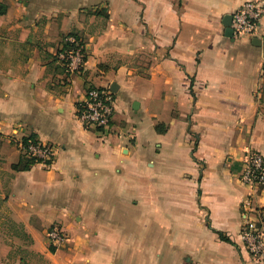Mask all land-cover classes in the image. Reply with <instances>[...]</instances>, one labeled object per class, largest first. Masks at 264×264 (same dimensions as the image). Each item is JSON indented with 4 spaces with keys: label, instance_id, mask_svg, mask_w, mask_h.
Wrapping results in <instances>:
<instances>
[{
    "label": "crops",
    "instance_id": "0c3cea01",
    "mask_svg": "<svg viewBox=\"0 0 264 264\" xmlns=\"http://www.w3.org/2000/svg\"><path fill=\"white\" fill-rule=\"evenodd\" d=\"M244 1L0 0V264H254L238 175L264 154V15L255 37L223 25ZM89 86L113 93L107 130L77 117ZM29 135L53 161L13 170Z\"/></svg>",
    "mask_w": 264,
    "mask_h": 264
},
{
    "label": "built area",
    "instance_id": "2783aa9c",
    "mask_svg": "<svg viewBox=\"0 0 264 264\" xmlns=\"http://www.w3.org/2000/svg\"><path fill=\"white\" fill-rule=\"evenodd\" d=\"M264 15V0H247L241 3L231 14L232 37H255ZM86 48L83 39L76 34L65 37L63 45L55 54V59L67 72L80 70L85 61ZM114 112L113 93L107 88L89 86L85 100L77 105V117L85 127L107 130ZM19 149L35 162L49 166L56 148L37 138L19 143ZM239 181L250 189L240 203V211L245 222L240 230V239L254 264L264 262V210L255 206L254 196L264 192V154L253 148H247L242 155V169ZM50 246H57L67 240L62 228L52 224L45 230Z\"/></svg>",
    "mask_w": 264,
    "mask_h": 264
},
{
    "label": "trees",
    "instance_id": "16d2710c",
    "mask_svg": "<svg viewBox=\"0 0 264 264\" xmlns=\"http://www.w3.org/2000/svg\"><path fill=\"white\" fill-rule=\"evenodd\" d=\"M0 12H1V9H0ZM62 69H65V68L62 66ZM34 138H36L34 135H29V136L23 137L21 139V141L23 144H26L28 142V140H34ZM34 162H35V160L33 158H29L24 153H22L19 160L17 161V163L12 165V168H13V170L27 169L29 167V165L34 163ZM220 235L222 238H224L222 236V234H220Z\"/></svg>",
    "mask_w": 264,
    "mask_h": 264
},
{
    "label": "water",
    "instance_id": "95a60500",
    "mask_svg": "<svg viewBox=\"0 0 264 264\" xmlns=\"http://www.w3.org/2000/svg\"><path fill=\"white\" fill-rule=\"evenodd\" d=\"M231 14L227 15L223 20V25L225 26V35L228 37H232V29L230 27L231 24Z\"/></svg>",
    "mask_w": 264,
    "mask_h": 264
}]
</instances>
